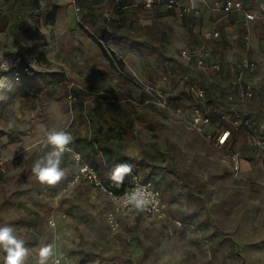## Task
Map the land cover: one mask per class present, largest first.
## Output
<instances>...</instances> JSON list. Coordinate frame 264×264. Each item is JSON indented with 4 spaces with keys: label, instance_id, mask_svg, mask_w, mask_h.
<instances>
[{
    "label": "rangeland",
    "instance_id": "374dc122",
    "mask_svg": "<svg viewBox=\"0 0 264 264\" xmlns=\"http://www.w3.org/2000/svg\"><path fill=\"white\" fill-rule=\"evenodd\" d=\"M216 1L222 0H205L189 26L214 23ZM242 1L258 14L257 22H236L237 33L249 43L245 58L257 63L254 93L241 102L239 91L232 90L231 99L218 100L217 107L227 114L230 103L243 104L264 131V11L257 0ZM39 4L34 16L27 0H0V18L9 20L5 27L0 20V54L22 52L37 66V73L21 82L0 74V157L7 160L5 171L0 169V225L13 226L32 250L26 264H36L35 250L47 244L56 258L63 254L71 264H264V147L222 115L216 121L234 133L230 145L216 147L189 122L193 98L164 89L167 44L179 25L176 10L163 4L148 10L140 3L122 7L120 0H76L80 12L64 0ZM54 7L58 13L51 23L48 12ZM122 14L128 24L121 37L107 35L108 21L118 24ZM16 19L19 28L13 34ZM197 38L191 30L176 35L195 48L203 42ZM183 49L195 50L181 48L179 56ZM184 61L185 73L195 77L199 68ZM180 77L177 73L179 83ZM82 102L86 108L101 105L99 123H126L125 115L134 113L143 127L126 137L125 151L136 149L147 162L160 165L156 170L163 178L156 184L167 204L164 219L133 213L111 229L108 195L85 180L72 184L74 167L67 154L66 175L56 185L40 184L32 175L34 161L51 150L43 147L48 131L73 134L84 120ZM237 151L239 172L232 160Z\"/></svg>",
    "mask_w": 264,
    "mask_h": 264
},
{
    "label": "crops",
    "instance_id": "0c3cea01",
    "mask_svg": "<svg viewBox=\"0 0 264 264\" xmlns=\"http://www.w3.org/2000/svg\"><path fill=\"white\" fill-rule=\"evenodd\" d=\"M204 1L205 0H201L199 2V9L197 11L185 12L183 10V6H188L190 4L189 0H183L181 6H178L174 9L176 10V13L178 15L177 22L179 25L173 28L171 34L172 36H174V38L170 40V43L167 44V51L171 54L170 57H168L166 60L167 69L166 76L164 77V80L166 81L162 83H165L164 89H166L172 96L186 94L190 95L194 100V102H192V107L195 104H198V102L189 92L188 81L185 79V74L191 76V79L193 81H197L205 87L207 85L208 88L206 89V104L210 108L213 115L217 114L220 116L221 114L220 110H218L217 107V101L231 99V96L228 93L234 90L233 86L237 74L238 63L249 55V43L246 41V39L240 37L237 33L238 28H236V22H241L240 26H243L246 22H257L258 14L247 5H245L246 9L255 12L257 14V19L248 20L245 17V13L242 11L225 13L220 9V5L223 0L220 3L216 1V4L212 9L213 12H215L213 20L214 23H210L207 28L190 27V16L195 17L196 15L200 14ZM257 1L260 2L261 10L262 5L264 4V0ZM138 3H140V5L147 10L153 8L157 9L158 6L162 4L167 9H169L166 6L165 0H162L161 2L156 3L150 7L144 6L142 0H120V4L122 7H136L135 5H138ZM203 17V22H206V16L204 13ZM119 21L120 22L118 24L108 21V24L106 26L107 31H105V33L111 36L110 33H112L113 31L116 34V36L114 37H121L120 30L123 27L125 28V26H127L128 18L125 17L124 14H122ZM233 26L235 28H232ZM101 30L104 31L105 28H102ZM190 30L195 32V35L198 36V40L201 39L203 41L198 42V46L196 48L192 47L193 44H188V40L184 42L183 39L181 41H177L176 39V35L185 36L189 34ZM123 33L124 31L122 32V34ZM188 45H191V47H188ZM181 48L195 49L197 53L204 56L207 64L219 62L221 64V70L217 71L212 67L201 68V66L196 65L199 70H196L195 77L192 75V73H185V59L181 58V56L177 54V52L181 50ZM177 73H179V75L181 76L180 83L175 78ZM229 85L232 87L231 89H229ZM79 108L81 109L80 115L84 116V120L82 122H77L78 124H76V130H74L72 134V136L74 137V142L69 147H71L73 151L77 152L84 161L94 166L97 169L100 177L104 181H110L109 178H106L105 176H109L108 174L116 166V164L127 162L133 165V172L131 175L125 178V181L122 184L124 188H127L132 184V175L134 174V172H137L144 179L153 181L155 186L160 189L163 194L162 189L156 184V180H158L159 177L163 178V176H161L162 173L156 170V168L160 165L157 166V164H154L153 162H147L146 157H140V153L136 149L130 152V150L127 151L126 148L125 151L126 145L124 142L126 141V137L129 134H132L134 127H143L142 125H139L134 121V113L125 115L126 123L117 122L116 124H108L103 122L99 123L96 120V117L102 115L103 113L101 105H99L98 107L96 106L92 108H86L82 102ZM119 117L122 116L120 115ZM77 125L79 127H77ZM145 125L150 128V124ZM150 130L149 132H152V134L149 135H153L155 133V129L153 128V131ZM142 138L143 136L140 135V142L142 141ZM231 142L232 141H230L228 145H230ZM145 150H147V148H145ZM65 154L69 156V159L73 163L75 174L77 171V163L74 159L73 152ZM171 171L174 172L173 170ZM153 179H155V181ZM90 185L94 188H97L98 190H101L99 187H96L92 184Z\"/></svg>",
    "mask_w": 264,
    "mask_h": 264
},
{
    "label": "built area",
    "instance_id": "2783aa9c",
    "mask_svg": "<svg viewBox=\"0 0 264 264\" xmlns=\"http://www.w3.org/2000/svg\"><path fill=\"white\" fill-rule=\"evenodd\" d=\"M74 5L76 11L80 12L81 8L77 6L76 0H64ZM143 5L146 7L153 6L162 0H142ZM166 6L169 9H175L181 6L183 0H165ZM188 6H183L185 12L197 11L199 9V2L201 0H189ZM220 9L225 13H231L234 11H242L245 13V17L248 20L257 19L255 12L246 9L242 0H223L220 5ZM264 11V4L261 7ZM4 58L10 64V70L7 72H0L4 78L10 75L13 81L20 82L25 77H33L37 73L36 62L24 53H4ZM181 56L187 62L196 64L201 67H212L213 69L220 71L221 64L214 62L213 64H207L202 54L197 53L196 50L183 49ZM257 63L256 61L244 58L237 66V74L234 83V90L237 89L241 95V102L250 99L254 93L253 75L256 73ZM185 79L188 81V87L190 94L197 100L198 104H195L189 115V122L192 128L198 132L201 136L211 141L216 147L222 148L227 146L233 138L234 131L228 127L222 126L217 121L213 120L210 108L207 106V90L206 87L193 81L191 76L185 75ZM2 88L0 87V92ZM161 94V89L157 90ZM231 96V95H230ZM161 103V102H160ZM166 106V104H164ZM229 113H220L223 119H227V116L231 117L232 125L235 129L244 128L249 133L251 139L261 147H264V131L259 130L256 120L253 115L247 110L243 104L230 103L228 108ZM74 159L77 163V171L75 173L72 184L79 180H85L88 183L99 187L105 192L111 202V208L107 214V220L109 227L113 230H117L120 227L121 216L131 215L133 213H141L145 216L164 219L167 216V204L164 200L163 194L158 189L153 181L144 179L139 173L132 175V184L123 188L115 186L112 182L107 183L104 181L97 169L90 163L84 161L82 157L75 151H73ZM78 157V158H77ZM12 161H17L15 158ZM234 169L239 172L241 170V156L240 152H234L232 154ZM7 160H3L0 157V169L5 171V165ZM136 185L147 186L148 191L152 194L150 199L152 203L149 205V210L144 212H138L135 210L130 211L128 205L125 204V193L129 192ZM68 259V258H67ZM69 264L71 262L68 260Z\"/></svg>",
    "mask_w": 264,
    "mask_h": 264
},
{
    "label": "clouds",
    "instance_id": "9594fccd",
    "mask_svg": "<svg viewBox=\"0 0 264 264\" xmlns=\"http://www.w3.org/2000/svg\"><path fill=\"white\" fill-rule=\"evenodd\" d=\"M10 70L9 62L0 54V72ZM3 86V78H0V87ZM74 142V137L67 130H49L43 141L44 148L51 150L34 161L31 173L40 184L54 186L66 175L62 167L65 153H72L69 147ZM78 158V157H77ZM133 172V165L127 162L118 163L109 173V180L117 187L122 185L125 178ZM151 193L147 186L136 185L125 193V204L129 210L144 212L149 210L152 203ZM26 242L19 238L16 229L11 225H0V264H26L30 255ZM38 257L36 264H69L67 258L61 254L56 258L52 244H47L35 250Z\"/></svg>",
    "mask_w": 264,
    "mask_h": 264
},
{
    "label": "trees",
    "instance_id": "16d2710c",
    "mask_svg": "<svg viewBox=\"0 0 264 264\" xmlns=\"http://www.w3.org/2000/svg\"><path fill=\"white\" fill-rule=\"evenodd\" d=\"M28 1V4L30 5V7H31V10H32V13H33V15L34 16H37L38 15V9H39V7H40V4H39V0H27ZM17 2H20V0H17ZM57 13H58V7H54L52 10H50L49 12H48V17H50V22L51 23H53L54 21H55V19H56V16H57ZM0 20H1V22L3 23V27H5V26H7L8 25V19L6 18V17H4V16H1V18H0ZM11 30H12V32H13V34H17V31H18V28H19V21H18V19H16V24H14V25H12L11 27ZM111 34V36H116V34H115V32H113L112 31V33H110ZM106 56L108 57V59H109V62H110V64L116 69L117 68V64H115V62H114V60L112 59V57L111 56H109L108 54H106ZM120 64L121 65H123V63L120 61ZM122 75V74H121ZM123 76V75H122ZM125 77V76H124ZM26 78H29V77H25V78H23L22 79V81L24 80V79H26ZM125 79H127V77L125 78ZM13 80V79H12ZM21 82V81H20ZM205 87V86H204ZM208 88V86L206 85V89ZM210 89H212V88H210ZM213 117V120H218V119H222L221 118V116H219V115H213L212 116ZM109 182H111V181H109ZM109 182H107V183H109ZM124 188V187H123Z\"/></svg>",
    "mask_w": 264,
    "mask_h": 264
}]
</instances>
